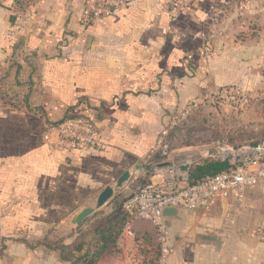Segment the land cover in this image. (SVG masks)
<instances>
[{
    "label": "crops",
    "instance_id": "crops-1",
    "mask_svg": "<svg viewBox=\"0 0 264 264\" xmlns=\"http://www.w3.org/2000/svg\"><path fill=\"white\" fill-rule=\"evenodd\" d=\"M5 1L0 264H71L56 244L70 246L93 215L112 212L130 182L80 226L72 223L124 172L137 179L152 165L150 182L164 184L168 167L158 165L189 172L211 159L194 145L170 146L172 130L159 143L174 115L191 101L209 102L220 88L264 84V0H196L174 19L165 0H127L128 10L90 26L80 22L85 0H34L25 11ZM74 114L94 119L107 151L59 153L45 144L48 129ZM162 150L167 159L151 163ZM167 222L171 264H264V243L254 235L264 227L258 188L246 191L242 210L231 197L210 211L178 208ZM131 231L134 237L121 234L117 252L99 264H142L140 238L148 246L156 232L146 221Z\"/></svg>",
    "mask_w": 264,
    "mask_h": 264
},
{
    "label": "built area",
    "instance_id": "built-area-1",
    "mask_svg": "<svg viewBox=\"0 0 264 264\" xmlns=\"http://www.w3.org/2000/svg\"><path fill=\"white\" fill-rule=\"evenodd\" d=\"M170 18H177L188 10L196 0H165ZM127 0H85L80 15L83 26H90L103 18H110L118 12L128 10ZM190 55L188 60L191 61ZM252 97L239 87H224L216 90L209 98L215 105L244 111ZM204 101H191L174 115L168 129L161 132L160 144L172 129L177 128ZM44 142L59 153L105 152L109 146L89 115L74 114L57 125L51 126L44 135ZM211 158L227 162L229 168L213 176L198 180L191 178L182 165L166 169L164 184L149 182L135 195L127 199L123 208L129 217L121 234L134 237L131 231L135 221L149 222L155 229L158 243L156 264H171L175 248L171 241V231L164 216L166 208H181L188 211H210L220 202L234 197L238 208H244L246 191L259 189L264 206V140L240 147L227 146ZM258 242L264 243V227L255 231Z\"/></svg>",
    "mask_w": 264,
    "mask_h": 264
},
{
    "label": "rangeland",
    "instance_id": "rangeland-1",
    "mask_svg": "<svg viewBox=\"0 0 264 264\" xmlns=\"http://www.w3.org/2000/svg\"><path fill=\"white\" fill-rule=\"evenodd\" d=\"M5 3V0H1L0 4ZM30 3L24 6V11ZM257 80V76L253 77L250 83H255ZM262 82V80L258 82L260 87L239 84L228 86L242 88L252 97L250 105L244 111L221 107L210 101L200 105L177 128L172 129L169 138L170 146L194 145L201 152L208 151L212 157L214 153L227 146L235 148L264 140V84ZM0 97L1 104L6 97H3L1 92ZM136 178L130 181L128 189L122 196L131 197L149 182L146 175L141 176L138 173ZM153 250L155 252L156 247H153Z\"/></svg>",
    "mask_w": 264,
    "mask_h": 264
},
{
    "label": "trees",
    "instance_id": "trees-1",
    "mask_svg": "<svg viewBox=\"0 0 264 264\" xmlns=\"http://www.w3.org/2000/svg\"><path fill=\"white\" fill-rule=\"evenodd\" d=\"M32 1L33 0H14L20 10H23L24 6ZM6 103L7 101L3 99L0 106L5 105ZM166 159L167 154L162 150L160 153L153 156L151 163H160ZM228 168L229 164L227 162L212 159L205 161L202 165L189 169V173L191 178L201 180L207 176L221 173ZM147 169L148 174L146 175V179L150 182V176L153 171L152 165H149ZM149 182H147V184ZM129 198H124L122 195H119L111 203L113 206L111 213L106 215L104 211H99L93 215L92 220L95 221L90 229L84 232L82 236L70 246L57 243L55 250L60 253L61 259L70 262L71 264H99L103 258L111 256L113 253L117 252L118 240L125 224L129 221V217L123 208L124 202ZM140 241L142 244V247L140 248L143 256L142 264H152L153 260H155L154 264H156L159 254L157 241L150 238L148 246L145 238H142V240L140 238ZM153 247H156L157 249L155 252ZM155 255L156 258H154Z\"/></svg>",
    "mask_w": 264,
    "mask_h": 264
},
{
    "label": "water",
    "instance_id": "water-1",
    "mask_svg": "<svg viewBox=\"0 0 264 264\" xmlns=\"http://www.w3.org/2000/svg\"><path fill=\"white\" fill-rule=\"evenodd\" d=\"M169 166H170V163H164V164L158 165V168H166ZM137 169H139L138 166H137ZM133 177H134V174L132 171L129 170V171L124 172L120 176L118 181L116 182L115 188L108 186L100 194V196L98 198L97 206L95 209L94 208H87V209L83 210L77 217H75L73 219L72 223L76 226H80L83 222H85V220H87L89 217H91L97 210L106 206L109 203V201L114 197L115 190L122 189L126 184H128L133 179ZM177 211H178L177 208H166L164 211V216L166 218H168L170 213H172V212L177 213Z\"/></svg>",
    "mask_w": 264,
    "mask_h": 264
}]
</instances>
